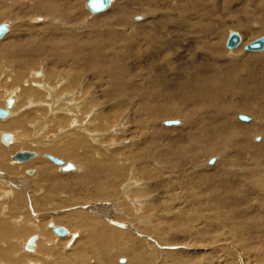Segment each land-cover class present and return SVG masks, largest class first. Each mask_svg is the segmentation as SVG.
<instances>
[{"label": "rangeland", "instance_id": "obj_1", "mask_svg": "<svg viewBox=\"0 0 264 264\" xmlns=\"http://www.w3.org/2000/svg\"><path fill=\"white\" fill-rule=\"evenodd\" d=\"M0 1H4L6 5H2L0 10H2V13H7L8 16V18L3 19L4 21L1 20L0 24L5 23L9 27V36H5L3 40L0 41V104L2 105L5 102L7 96H9L7 93L9 94L10 90L11 92L16 90L13 89L12 86L19 85V89L16 92L17 97L20 95L19 105H21V107L19 110L25 106H31L32 108L25 107V111L26 113H30L29 116H33H31V120H27L24 128L22 127L21 129H16L17 131H1L2 129H0V132L5 133L16 132L20 139L19 145L24 144L25 147H27L22 149L19 146H16L14 150L11 149L13 151H11L10 154L7 151L3 152L0 150V152H2V156L0 158H2L3 164L6 166L10 165L12 168L14 167V173L11 175L16 178L24 179L21 180L22 182L25 181L23 183L17 184L19 187H21L20 185H23L22 188L14 185L10 186L11 188L9 187V190L11 191L21 192L24 198V201H22L24 202L22 210L15 209L16 199H13V197H4L5 193L9 190H6V186L4 187V184L2 183L4 180H6V175H2V173H0V228H4L5 226L6 229L8 226L9 230H13L12 233H18L15 235L16 238L9 234L10 238L2 239V241H0L1 243L6 242L7 244L6 247L5 244L0 243L1 264H56V255L58 252H62V254L67 256L69 254H73L75 247H77L76 243H80L82 239L84 240V238H86V233H83L81 230L74 231L71 229V227L64 226V223H58L57 220L69 216L74 217L78 212L82 213L84 211V213L92 217L94 221H97L95 224L100 226V232H103L102 230L105 226L102 227V224L104 223L108 228L110 227L109 229H112V232H115V230L117 233L125 232L127 235H130L133 240L137 239V241H140L142 245L147 246L146 250L149 253L151 252L153 255V261H151V263L153 262L152 264H264V223H259L256 228L254 227V230H252L253 232L251 230H244L239 234H234V231L232 232L231 229V232L229 229L228 232L227 228H225L221 223L219 224V222L211 220L210 225L207 223V218L215 219V214L213 216V213L215 212L212 213L209 211V208H207L208 194L207 188L204 186L206 183L203 181L212 177L214 178L216 173L220 172L224 165L227 164L226 162L229 161L232 164H236L239 156L234 153L240 151V147H237L230 153L212 154L210 157H208L209 155H206V157L203 156L205 154H201L199 159L200 163H197V161L195 162L193 155L187 154L184 156V158H187L185 160L188 165L185 164L187 165L185 166L181 163L179 164L180 168L177 165L174 166V168L172 167L168 169V167L165 165V162L163 161L165 159L156 160L155 163L151 165L156 166L157 168L155 169L160 171L157 184L154 182V180H150V178H148L149 176L145 174L144 170L142 171L143 161L138 162L135 160V156H132L133 154L136 155L135 152L140 150H143L144 152L150 150V148L153 147L154 141H156V135L159 134V131L169 132L170 130H173L174 132H169V137L173 139L172 141H177L181 132H192L186 128L187 120L184 117L181 118L168 116V120L167 118H160L161 116L158 115V117L156 116V114H158L157 111L161 109H172L175 108L176 105L174 103H169L168 100L162 98V93L165 92L153 90L151 85L153 83L155 89L157 78L155 77L154 73H151L150 71L151 67L149 66L151 64L152 57H150L147 53L148 50L153 48V53H158L160 55L159 56L157 54V56L160 58L159 60L161 65L164 62H168L173 64L174 69L188 68L192 71L193 68H196L193 66L194 64H192L195 60L200 64L201 62L209 60V55L211 54L204 48V45L219 48L221 51L219 64L223 65H227L228 62L235 60H237V62L239 60L241 65L243 64L242 60L248 56H263L264 52L252 53L247 52L244 49L247 44L264 36V28L263 24H261L263 23L262 17L259 13L260 9L258 10V6H260L262 3L260 0H197L201 3L202 7L183 8L184 10H179L178 4L173 0H131L128 5H125L126 9L124 8L126 10L124 12L126 24L121 26H118L117 24L114 26L112 25V22L116 18V14H114L112 11L121 7L124 0H114V3L106 12L98 15H92L91 12L86 9V0L79 1L82 3L77 8L75 5L74 7L72 4L68 5L66 0H61L60 5H58L61 11L58 12V16L55 15V17L54 15L51 17L45 13L37 14L35 11H33L31 9L33 7V3H28L33 2V0H21L24 5L16 10L9 8L10 6H8V4H10V2L8 1L10 0ZM36 1L38 3L41 0ZM193 1L195 0H186V5L188 6L189 4H192ZM215 3L217 6H215ZM62 5L65 6L62 7ZM39 7L43 10V3H40ZM27 12L29 13L27 14ZM152 12H154L156 15L154 16ZM21 14L24 16L22 17ZM203 14L205 15L207 23H201L200 21ZM58 18L62 19L61 24L55 23ZM135 18H140V20L136 21ZM243 22L247 23L246 25H248V35H245V33L242 31L235 30V24ZM96 23L97 25H95ZM110 29L111 34L113 35L110 34ZM153 30H159V32H157V34L154 32L152 33ZM233 32L240 34L242 43L239 45L240 47L238 49L230 51L226 48L225 44L229 38V35ZM108 37L112 39L110 40ZM149 40H157L158 49H156L153 45H149ZM10 43H15L16 45L18 44V47L21 48L27 46L29 50H44L45 53L41 54L42 56L38 55L36 57V55H33L29 56L30 58L28 57V59H18L21 64H17L6 58L5 52L2 50ZM168 43L170 44L168 45ZM105 44L111 46V48L106 47V50L103 53L105 57L107 56L106 58L108 61H103V59H100L99 56H96L94 57L95 63L104 62V64H108L105 66L104 70H111L113 69L114 62L119 61L111 55L112 49H114V52H116L115 55L117 54L118 56L121 54V56H125L127 58L125 60V65H127L126 67L130 71L125 75V77L123 76V81L128 84V90L124 89L123 91L122 89L119 91L120 93L118 90L112 91L110 86H108V82L106 83L107 79L104 81V85H100V81L103 82V80L98 77L97 74L99 73L95 72L93 69L86 70L85 67H87V65H85V63L87 62L86 60H83V58L78 61L79 54L76 51H79L82 55L87 57L86 55H89L95 51L96 46H101L104 48ZM173 44L176 46L173 47ZM52 45L54 46L52 47ZM57 50L59 51V54L56 53ZM2 53L5 55L4 58H1ZM73 53L76 56H74ZM45 55L47 57H44ZM44 60L47 61L45 62ZM211 61L212 60L210 58V63ZM30 62L31 65L29 64ZM19 69L25 70L26 76L31 74L29 72L33 70H35V72L37 71L36 73L38 75L41 74V77L34 78V80L31 74L30 82L25 83L23 85L24 87L32 86L34 89L37 87L38 91L39 85H41V87L44 85L46 90L43 87V90L41 89L43 92L40 90L41 94L34 93V95L32 94L30 97H23L20 91L22 88L20 87L24 80L26 81V79L17 74ZM42 69L45 72L44 74L41 73ZM222 69L224 70L225 77L230 75L229 72L226 71L225 67H222ZM250 70L253 73L254 78L261 84V86H263L264 89V64H260L259 62L253 63ZM233 72V79L235 80L242 79L246 75L240 66L239 68L236 67ZM15 73L17 78L15 76L14 79ZM40 81L41 83H39ZM232 87L233 85L226 88L225 91L226 107L230 113L233 112V105L237 102V98L234 96L235 92L233 91ZM235 87L240 88L239 83ZM45 94H49V96L47 95L48 97L45 98ZM58 99H60L59 101L67 99L63 102L69 103L58 104ZM71 99L73 102H71ZM146 103L148 104L146 105ZM261 103L258 104V107H262L261 112L264 116V105H261ZM27 104L29 106H27ZM141 108L144 110H141ZM52 109L56 112H52ZM190 109H192V107L189 105V109L187 108V110H182H185V113L188 114L191 111ZM197 111L198 121L203 120L205 117V110L203 112L197 109ZM237 111V113H234L236 116L233 115L234 123L245 126H250L256 123L252 114L247 112L243 113L238 109ZM90 112L92 113L89 114ZM18 113L19 112H16L15 115L17 116ZM238 115H245L253 120L252 122L254 123L251 122L249 124L241 122L240 120H236ZM59 117H61L62 120L65 119L63 120L66 121V123H64L65 125H61L62 122H60L61 120ZM17 118L18 117L15 119L16 122L19 120V118L18 120ZM173 118H175V120H173ZM166 120L180 121L182 125L170 128L165 127L162 122H165ZM263 122L264 118L261 123L262 127L264 128ZM75 133H78L79 135L82 133L85 135L83 137H85L84 140L86 143V150H91V157L88 156L91 163L94 164V162H96L95 164L100 166L107 159L106 161L111 164L110 166H114L119 170L121 169L123 172L124 179H122V177L119 180L120 183L117 182L115 185V189L117 190H114L113 194L115 195H112L113 197L101 199V197L97 195L99 191L94 188V186L89 187L85 189L87 192L85 190L83 191L85 197L91 194V199L89 200L90 202H86L87 205L81 204L83 207H78V205L72 204V200L76 202L77 200L85 198L83 195H80L82 193H80L78 188L72 191H67L63 190L61 186L62 184L47 186L48 184L44 183V181L41 184L38 181V179H41L39 168L41 169L42 167L45 172L47 171L48 174L51 173L53 178H67L74 175H79H70V173L67 174L66 172H59L60 168L56 167V165L50 160H47V156L46 158H42L43 154L56 157L58 154L52 153L51 151L59 148L60 146L67 147L64 144L70 145V143H73L75 138L73 136L76 135ZM256 137L261 138L260 143L254 142ZM162 139L163 138L157 140V143H155L156 146L154 145V147H161L162 149L168 148V141ZM59 142H61V144ZM32 143L37 147L32 146ZM250 144L256 146L264 145V136L261 134L253 135L250 138ZM76 146L77 147L74 148V151L77 155L64 153L63 156L61 155L63 152H59L60 155L58 157H60V159L64 160L65 162H71L77 165H81V163L84 164L83 159L85 154L82 155L84 149L80 148L79 150L77 144ZM135 146H137V148H135ZM0 148L4 147H2L0 144ZM4 149L8 151L10 150L7 148ZM46 150H50V154H48ZM18 152L37 153L41 157L37 158L39 160L34 159L27 163L15 164L16 162H13L11 157ZM98 153H100V156H98ZM245 153L243 152L241 155L244 165H233L231 168L232 170L230 169L229 173L236 177L238 183L241 182L245 184V181H247L246 176L249 172L253 171L255 177L257 176L256 179L259 186L258 191L260 193L257 192V194L250 196L251 198L248 197L242 200V202L245 203L243 205L244 209L249 210L247 211L248 213H252H250L247 217L248 220L243 223L245 225H252L253 222H256L259 217L262 218L264 216L262 215V212L264 213V164H260L261 166H256L253 159V153L251 151H247V153ZM189 158L191 160H189ZM211 158H217V162L214 166L208 165V160ZM35 161L40 163L39 167L36 166ZM192 161H194L195 164H192L194 163ZM102 166L100 167L102 168ZM17 167L19 168L17 169ZM81 167L84 168L85 166L81 165ZM254 169L256 170L255 172ZM28 171H33L35 174L37 173L38 179L33 178L34 175L28 176ZM101 171L104 172L102 173ZM98 174L102 176L100 178L101 181L99 184L105 186L109 174L106 176L105 170L103 169L100 170V173ZM124 174L126 176H124ZM204 174L205 177L202 178ZM51 175H49V178ZM12 176L10 177L12 178ZM111 181L114 182V178L111 179ZM131 182L134 184L131 186L132 188L130 187V192L125 193L127 189L126 186ZM137 183L146 187V190L148 189L147 191L150 194H145L143 192L144 190H141L140 185L135 186ZM154 185L156 186L157 192L154 191ZM50 188L56 192L52 200L46 203L43 210L36 211L37 209L34 205V199L36 198L38 199V202H41V199L48 198L52 193L50 192ZM25 189H28V191ZM141 191L143 193L139 194ZM188 192L193 193V195L198 196L197 198H200L197 199L198 202L201 201L200 205L199 203L197 205L199 207L193 203L195 196H193V198L190 200H188L189 198L185 199L186 194H190ZM74 193L79 195H73ZM93 193L96 195L94 196ZM74 196L76 199L73 198ZM95 197H97V199ZM238 200H241V198L238 197ZM151 201L153 203H151ZM107 206L116 207V209L120 212L117 211L116 214L111 213L109 216L111 219H107L108 215L106 214H108V211H97L96 214L91 211V209L95 210V208L102 207L107 208ZM196 207L198 208L199 213H195L197 212ZM5 208L6 210H3ZM194 216L200 217V219H198L199 222L198 220L194 222L192 221ZM20 221L21 224H17L18 226L20 225L19 227L13 224L14 222ZM47 221H49L48 223H54L57 226H62L68 229L71 233H79V236H77L78 238H76L74 242H72V238L67 239L71 240L69 241V243L72 242L70 245H68L69 243L60 244L59 240H61L63 237H57L51 229L48 230V232ZM98 222H100V224H98ZM36 226H40L42 228L44 231V238L40 236L38 232H34V228H36ZM133 227L135 230H138L139 237L137 231L132 229ZM24 229L28 230L27 233H24ZM81 233L84 235L82 236ZM125 233L121 234L125 235ZM35 235L38 237V241L36 242V250L33 253H24L25 250L20 244L26 243L29 238ZM48 235H52V238L49 240V242L48 240L45 241V238H47ZM99 237H101V234L96 233V240L93 239V241H90L89 245L92 247H88V251L91 253L89 259L90 264H97V261H95L96 258H94L95 249L97 248L96 246H98L100 250L106 252L109 257L110 254H113V256L111 255V258H113V264H122L119 262L121 259L126 260L125 264L128 262L131 264V259L128 258V256H124V254L121 255L118 251L120 247L122 248L121 243L118 246H115L114 243L103 245L100 242L103 240V237ZM124 238L127 237L124 236ZM63 239H65V237ZM244 241H247L246 246L241 247L240 244H243ZM48 243H51L52 247L50 246L49 248ZM56 246H58L59 249L56 248ZM8 252H12V254L8 256L9 260L2 257L3 254ZM164 254H171L175 256L176 258L174 257L173 259L175 262L173 260H170V262L167 261Z\"/></svg>", "mask_w": 264, "mask_h": 264}, {"label": "bare ground", "instance_id": "obj_2", "mask_svg": "<svg viewBox=\"0 0 264 264\" xmlns=\"http://www.w3.org/2000/svg\"><path fill=\"white\" fill-rule=\"evenodd\" d=\"M27 1H29V0H27ZM30 1H32V0H30ZM60 1L61 0H41L40 2L37 3L36 0H33V2H28V3H33L32 4L33 7L31 9L33 11H35L37 14L38 13H45V14L50 15L51 17L53 15L55 17V15L58 16V14H59L58 12L61 11L60 7L58 6V5H60ZM79 1H82V0H66V2L68 3V5H71L72 4L73 7L75 5L76 8L79 5H81V3H82V2H79ZM130 1L131 0H124L123 5L121 7H119L118 9L116 8V9H114L112 11L114 14H116V18L112 22V25L113 26L116 25V24L118 26H121V25L126 24V18L124 16V12L126 11L125 10L126 9L125 8V5H128V3ZM173 1L178 4V9L179 10H181L183 8L202 7L201 6V3L198 2L197 0L193 1L192 4H189L188 3L189 4L188 6L186 5V0H173ZM260 1L262 3L260 4V6H258V10L260 9V12L259 13L261 15L260 14L259 15L262 17V22L263 23H261V24H263V28H264V0H260ZM8 2H10V4H8V6H10L9 8L12 9V10H16L18 8H21L24 5V3L21 0H12V1L10 0ZM87 2L88 1L86 0L85 6H86ZM40 3H43V5H44V9L43 10L40 8L41 6L39 7V4ZM113 3H114V0H112L110 6H108V8L106 10H104L103 12H100L98 14H101V13L106 12L112 6ZM2 5L3 6H6L4 1H0V9L2 8ZM146 5H148V4H146ZM63 6H65V5H62V7ZM215 6H217L216 3H215ZM62 9H64V8H62ZM86 9H87V7H86ZM0 11H1V13H0V21L3 20V19L8 18L7 13H4V12L2 13V10H0ZM18 11H20V10H18ZM23 11H25V10H23ZM154 12H152V13L155 16L156 14ZM28 13L29 12H27V14ZM91 14L92 15H98V14H93V13H91ZM19 15H20V13H19ZM21 16L23 17L24 15L21 14ZM9 18H10V16H9ZM20 20H21V18H20ZM61 20L62 19L58 18L56 21L55 20L54 21H55V23H60L61 24ZM135 20L136 21H139L140 18H135ZM94 21H96V20H94ZM200 21H201V23H205L206 22V19H205V15L204 14L201 16V20ZM246 24L247 23H244V22L243 23H236L235 26H234L236 28L235 30L242 31L243 33H245V35H248L247 34L248 33L247 26L248 25H246ZM95 25H97V23ZM181 25H182V23H181ZM6 26L8 28V32L2 37L1 40H3V38L5 36H7L8 33H9V27H8V25H6ZM110 27H112V26H110ZM109 31H110V34H111V29ZM210 31H212V30H210ZM153 32L157 34V32H159V30L158 31H154L153 30L152 33ZM111 35H113V34H111ZM108 39H110V38L108 37ZM146 41H148V40H146ZM148 43H149V45H153L156 49H158L157 48V40H149ZM226 43H227V41H226ZM241 43H242V39H241ZM169 44L170 43H168V45ZM53 46L54 45H52V47ZM174 46H176V45L173 44V47ZM106 47L107 48H111V46H108V44H105L104 48L101 47V46H96L95 51H93L89 55H86L87 57H85V55H82L79 51H76L79 54L78 55L79 56L78 61H80L83 58V60H86V62H87V63H85V65H87V67H85L86 70L93 69L95 72L99 73V74H97L98 77H100L103 80V82L100 81V85H102V84L104 85V81H106V79H107L106 83L108 82V86H110V88L112 89V91L113 90H118V92H119L122 89H123V91H124V89H127L128 90V88H129L128 84L123 81V76L125 77V75L130 71L129 69H127V67H126L127 65H125V63H126L125 60L127 59L125 56H121V54L118 55V56H117V54L115 55L116 52H114V49H112L111 55L113 57H115V59H117L119 61L118 62H114L113 69H111V70H104L105 66L108 65V64H104V62L103 63H95L94 57H96V56H99V58L100 59H103V61H108V59L106 58L107 56L105 57L103 55L104 51L106 50ZM166 47H168V46H166ZM239 47H237V48H235L233 50H236ZM180 48H182V47H180ZM204 48L211 54V55H209V60L208 61L201 62V64L198 63L196 60L195 61L193 60L194 63H192V64H194L193 66L196 67V68H193V71L191 69L189 70L188 68L174 69L173 68V64L168 63V62H164L161 65L160 60H159L160 58L157 56L158 53L154 54L153 51H152L153 48H150V49L148 48L149 50H148L147 53L149 54L150 57H152L151 58V64L149 66V67H151L150 68L151 69L150 71H151V73H154L155 77L157 78L156 83L154 82L155 85H156L155 89H154L153 83H152L151 86H152L153 90H155V91L156 90H160V91L165 92V93H162V96H163L162 98L168 100L169 103H174L176 105V107L175 108H172V109H161V110L157 111L158 114L155 113L156 116L158 115V116H161L160 118H167L168 120H169L168 116H170V117H181V118L184 117L187 120L186 121V128L188 130H191L192 132H189V131H188L189 133L188 132L185 133L186 131L185 132H181L180 135H179L178 140L177 141H172L173 139L169 137V134H170L169 132H171L173 130H170L169 132H165V131H162L161 132V131H159V134L156 135V137H157L156 138V141L159 140L160 138H163L162 140H167L168 143H169V147L168 148L162 149L161 147H154L155 143H157L156 141H154L153 147H151L150 150H147L146 152H144L143 150H140L138 152H135L136 155H134L132 153L133 154L132 156L133 157L135 156V160L138 161V162H140V161L142 162L143 161L142 171L144 170L145 174H147L149 176L148 178H150V180H154V182H156V184H157L160 171H158L157 169H155V168H157L156 166H152L151 165V164L155 163L156 160H163V159H165L163 161L165 162L166 167H168V169H169V168H172V167L174 168V166H177V165L179 166V164H181V163L183 165L187 164V162L185 160L187 158H184V156L187 155V154L193 155L194 158H195V162L197 161V163H200L199 159H200V155L201 154H205L203 156L209 155L208 157H210V155H212V154L228 153V152L230 153L231 151L235 150L237 147H240L239 148L240 151H237V152L234 153V154H236V155L239 156L238 159H237V163L236 164L235 163L232 164L229 161L226 162L227 164L224 165V167L221 169L220 172L216 173V175H215L214 178L212 177L210 179H206V180L203 181V182L206 183L204 186L207 188V194H208V197H207L208 207L207 208H209V211H211L212 213L215 212V213H213V216L215 214V216H214L215 219L207 218V223L210 225L211 224V220H213L215 222H219V224L221 223L225 228H227V231L228 232L231 229L232 232L234 231V234H239V233H242V231H244V230H249V231L251 230L252 231V230H254V227L256 228V226L259 223H264V218H263L264 216H263L262 218L259 217L256 222H253L252 225H255V226H252L251 224H247V225L244 224L246 222V220H248L247 217L249 216V214L251 212L248 213L247 211H249V210L244 209L243 205L245 203L242 202V200L245 199V198H248V197H250V196H252L254 194H257V192H259L258 191L259 186L257 184V179H256L257 176L255 177V175L253 174V171L249 172L247 174V176H246L247 181H245L246 182V184H245V183H241V182L238 183L237 180H236V177L234 175L232 176L229 173V170L233 167V165H239V166L244 165V162H242L241 155L243 154V152L245 153V151H246V153H247V151L248 152L251 151L253 153V159H254V163H255L256 166H258L260 164H264V145H262V146H256V145H251L250 144V138L253 135H260L261 134L262 136H264V128L262 127V124H261L262 121H263L264 116L262 115V112H261V108L262 107L261 108L258 107V104L261 103V102H262L261 105H264V89H263V86H261V84L254 78V75H253V73L250 70L251 65L253 63L259 62L260 64H264V55L263 56H260L259 55L257 57H249L248 56L247 58H245L244 60H242L243 64H241V65L239 63V60H238V62H237V60H235V61L228 62L227 65L224 64L225 65L224 66L223 64H219L220 55H221V51L219 50V48H217V47H209V46H205V45H204ZM170 49H171V47H170ZM2 50H4L6 56L3 55V53H2L1 58L2 57L4 58V56H5L6 58L10 59L11 62H14V63H17V64H21L19 60L28 59L29 56L36 55V57H37L38 55H41V54L45 53L44 50H29V48H27V46L26 47L24 46V47L21 48V47H18V44L16 45L15 43H10V44L6 45ZM233 50H230V51H233ZM263 52H264V50L262 52H257V53H263ZM56 53L59 54V51L57 50ZM46 55H47V53H46ZM46 55L44 57H47ZM74 56H76V55L74 54ZM196 58H198V57H196ZM210 58L212 60L211 63H210ZM22 64H23V62H22ZM29 64L31 65V62ZM102 64H103V66H102ZM239 66H240V68H242L244 70V72L246 73V75L242 79L235 80V79H233V76H234L233 70L236 67L239 68ZM222 67H225L226 71L229 72V74H230L229 76H227V77L224 76V70L222 69ZM26 68H27V66H26ZM35 68H36V65H35ZM118 71H119V73H118ZM36 72H35V70L29 72V73L32 74L33 80H34V78L41 77V74L38 75ZM41 73H43V74L45 73L43 69H42ZM86 73H88V72H86ZM175 73H180V74H175ZM17 74L21 75L22 78H25L26 81H28V82H26L24 80V82L21 84V87H20V88H22V90L20 89V91H21V95L23 97L24 96L30 97L32 94L34 95V93H36V94L37 93H40L41 94L40 90L41 89L43 90L44 85H43V87H41V85H39V90L38 91H37V87L34 89L32 86L31 87L30 86H27V87H24L23 86L25 83H29L30 82V75L31 74H28L26 76L25 70H23V69H19L18 72H17ZM15 76L17 78L16 73L14 75V79H15ZM263 81H264V74H263ZM36 83H38V82H36ZM39 83H41V81ZM128 83H130V82H128ZM238 83H239V87L240 88L235 87ZM131 85H132V83H131ZM232 85H233L232 89L235 92L234 96L237 98V102L234 103L233 108H232L233 109V112L230 113L229 110H228V108L226 107V102H225V94L226 93H225V91H226V88H228V87H230ZM12 87H13V89H16V90L13 91V92H11V90H10V93L9 94L7 93V95H9V96H7L5 102L3 101L4 103L2 105L0 104V109L8 110V113H9L7 118L0 119V129H2L1 131H5V130H8V131L9 130H16V129H21L22 127L24 128L27 120H29V119L31 120V116L32 115L29 116L30 113H26V111H25V107L26 106L25 107L22 106L23 108H21L19 110V108L21 107V105H19L20 95H18L19 97H17V95H16V92L19 89V85L18 86L13 85ZM44 89H45V87H44ZM7 92H9V91H7ZM47 95L49 96V94H45V98L48 97ZM9 100H13V105L11 107L8 106V101ZM59 100L60 99H58V102H57L58 104L59 103H62V104L63 103H69V102H63V101H66L67 99L62 100V101H59ZM160 101H159V103H160ZM71 102H73L72 99H71ZM28 104H30V103H28ZM28 104H27V106H29ZM147 104L148 103H146V105ZM154 104H155V102H154ZM189 105L192 107V109H190L191 111L189 110L190 112L188 114H186L185 113V110L183 111L182 109H186V110H187V108L189 109ZM29 107H31V106H29ZM29 107H26V108H29ZM148 107H149V105H148ZM179 108H180V110H179ZM196 108L198 110H200V111H203V112L205 110V117H204L203 120L198 121V119H197L198 111H197ZM237 109L240 110L243 113L247 112V113L252 114L254 116V118H255V122L256 123L253 124V125H250V126L239 125L238 123L237 124L234 123L233 122V115L236 116V114H234V113H237L238 112ZM141 110H144V109L141 108ZM16 112H19L17 114V116L15 115ZM52 112H56V111L52 109ZM91 113L92 112H90L89 114H91ZM16 117L19 118V120L17 118V120H18L17 122L15 120ZM59 118L61 120L60 122L63 123V124L61 123V125L62 126L65 125L64 123H66V121H63L65 119L62 120L61 117H59ZM148 118H149V116H148ZM168 120H166V121H168ZM173 120H175V118H173ZM236 120H239V115L237 116V119ZM73 121H74V119H73ZM73 121H71V122H73ZM252 121L253 120L250 119L249 122H244V123H249L250 124ZM165 122L163 121L162 124L165 127H169V126H166L165 125ZM177 122H179L178 125H176V126H170V127H178V126H181L182 125L180 121H177ZM252 123H254V122H252ZM263 124H264V122H263ZM72 125H73V123H72ZM77 129H78V127H77ZM4 133L5 132H0V144H1L2 147L7 148V149H10V150L8 151V150H5L4 148H0L1 151H3V152H6L7 151L10 154V152L13 151L16 146H19L22 149L27 148V147H25L24 144L23 145H19L20 144V139H19V136H18V134L16 132H9V134L12 137V140H11V143L9 144V146H5L1 142V136ZM82 133H80V135L78 133H75L76 135L73 136V137H75L74 140H73V143H70V145L64 144L67 147L60 146L59 148H56L53 151H51L52 153L58 154L56 156V158H57L60 155L59 152H63V153H61V155H63V156H64V153L75 155L76 152L74 151V148L77 147L76 144L78 145L79 150H80V148L84 149L83 152H85V153L82 152V155L85 154L84 155V159H83L84 164H82L80 161L79 162L81 163L82 166H85L84 167L85 169L83 167H81V165H77V164L71 163V162H65L64 160L60 159V157H58V159L62 160L64 162V165L63 166H57L56 165V167L60 168L59 169V172L60 171L61 172H66L67 174L70 173V175L71 174H79V175H74V176L67 177V178H58V177L53 178V176L51 175V173L48 174V172L47 171L45 172L44 169H42L43 168L42 167L41 168L42 171L39 168L41 179H38L37 173L35 174V172H34V174H32L30 176H33L34 175L33 178L38 179V181L40 182V184L44 181V183H47L48 184L47 186H55V184H62L61 186H62L63 190H67V191H72V190H75L76 188H78V190L80 191V193H82L80 195L81 196L83 195V197H85L83 190H85L86 188H89V187H93V186H94V188H96L99 191V192L98 191H95V192H98L97 195L100 196L101 199L102 198H106V197H108V198L113 197L112 195H115V194H113L114 193V190L115 191L117 190V189H115L116 188L115 185L123 177V172L121 171V169L119 170L118 168L116 169L114 166H110L111 164H109L108 161H106L107 159L102 164L103 166L100 165V166H102V168L100 166L96 165L95 164L96 162H94V164L91 163L90 162V159L88 157L91 154V150H89V149L86 150V147H85V144L86 143H85V140H84L85 137H83L85 135H83ZM75 141H76V143H75ZM254 142H257V137L254 139ZM260 142H261V138H259V141L257 143H260ZM54 143H55V141H54ZM59 143L61 144V142H59ZM32 146L37 147L35 144H33ZM88 148H90V147H88ZM135 148H137V146H135ZM11 149H13V150H11ZM68 150H72V151H68ZM46 152L48 154H50L49 153L50 150L49 151L46 150ZM96 154H97V152H96ZM1 156H2V152H0V157ZM46 156H50V155L43 154L42 158H46ZM98 156H100V153H98ZM39 157H41V156H39L37 153H34V157L31 160H34V159L35 160H39V159H37ZM161 157H162V159H161ZM67 159H68V157H67ZM11 160L13 162H16L15 164H17V163L18 164L19 163H27V162L31 161V160H29V161H26V162H20V161H14L13 159H11ZM47 160H49V159L47 158ZM85 160H87V161H85ZM189 160H191V159L189 158ZM35 162H36V166L39 167L40 166V163L38 161H35ZM192 162H194V161H192ZM195 162L192 163V164H195ZM208 162H209V160H208ZM216 162H217V160H216ZM68 163L73 164L74 169L71 170V171H64L63 170V167L65 165H67ZM80 163H78V164H80ZM160 163H161V161H160ZM215 163L213 164V166L215 165ZM97 164H99V163H97ZM3 165L4 164L2 162V158H0V173H2V175H6V180H4V182H2L4 184V187L6 186L5 187L6 190H9V187L12 186V185L19 187L17 185L18 183L20 184V183L25 182V181H23V182L21 181V180H24L22 178H16V177H13L12 176L13 173H14L13 172V170H14L13 168L14 167L12 168V167H10V165H7V166L6 165L3 166ZM11 165H13V164H11ZM154 165H156V164H154ZM187 165H185V166H187ZM41 166H43V165H41ZM209 166H211V165H209ZM18 168L19 167H17V169ZM179 168H180V166H179ZM102 169L105 170V175L106 176L109 174L108 177H107L105 186H102V185L99 184L100 181H101L100 178L102 176L100 174H98V173H100V170H102ZM255 171L256 170L254 169V172ZM19 172H21V171H19ZM29 172L30 171H28L27 174ZM101 172L103 173L104 171H101ZM7 173H8V175H7ZM49 175H51L50 178H49ZM206 175H207V173H206ZM10 176H12V178ZM28 176H29V174H28ZM124 176H126V175L124 174ZM144 177H145V175H144ZM204 177H205V174L203 175L202 178H204ZM113 178H114V182L111 181V179H113ZM122 179H124V177ZM132 182H133V180H132ZM132 182L126 186L127 189H126L125 193L130 192L129 191V190H131L130 187L135 183V181H134L133 184H132ZM138 185L141 186V184H138V183L135 186H138ZM20 186L21 187H19V188H22L23 185H20ZM198 186L201 187L200 185H198ZM143 187L144 186H141L140 187L141 190L142 191L144 190L143 192L145 194H150L147 191L148 189L146 190V187H144V188ZM160 188H161V186H160ZM124 189H123V192H124ZM139 189H136V190H139ZM25 190L28 191V189H25ZM200 190H201V188H200ZM142 191L139 194H142L143 193ZM154 191H156V186H155V190ZM17 192L18 191H11V190H9L8 192L5 193L4 197H8V198H12L13 197V199H16V201H15V203H16L15 204V209L22 210V206H23V203H24L22 201H24V198H23V195L21 194V192H18V193ZM50 192H52V193L49 195V197L46 198V199L45 198L44 199H41V202H38V199H36V198L34 199L35 200L34 205H35V207H36L37 210L35 208L34 209L36 211L43 210L45 208L46 203H48L49 201L52 200V198H53V196L55 195L56 192L53 191V190H51V188H50ZM159 192H160V190H159ZM125 193H123V194H125ZM188 193H190V192H188ZM27 194H28V192H27ZM155 194H157V193H155ZM73 195H79V194H75L74 193ZM95 195L96 194H94V196ZM87 196L85 198H83V199L77 200L76 202H74L72 200V204L73 205H78V207H83V205H81V204H86V202H88L91 199V194L90 195H87ZM94 196H93V198H94ZM193 196H195L194 202H193L194 205L197 206L198 203L200 205V202L201 201H199V202L197 201V199H200V198H197L198 196L193 195V193L186 194L185 199L186 198L187 199L189 198L188 200H190V199L193 198ZM238 197H240L241 200H238ZM73 198L76 199L75 196ZM95 198L97 199V197H95ZM108 200H110V199H108ZM129 201H130V199H129ZM151 203H153V202L151 201ZM197 207H199V206H197ZM197 207H196V211L197 212H195V213H199V210H198ZM3 210H6V208L3 209ZM81 211H83V210H81ZM91 211H93L94 214H96L97 211H99V212H102V211H105L106 212V211H108V214H106V215H108L107 219H111V218H109L110 214L111 213H113V214L115 213L116 214V212L119 211V210H117L116 207L107 206V208L106 207L105 208H103V207L102 208H95V210L94 209H91ZM136 211H139V210H136ZM84 212H82V213L78 212L74 217L73 216H69V217H64V218H61V219H58L57 220L58 223H60V224H63L64 223V226L71 227V229L74 230V231L81 230L83 233H86V238H84V240L82 239V241L80 243H76L77 247L74 246L75 249H74V253L73 254H71V255L69 254L67 256V255L62 254V252H58L57 255H56V262H57L56 264H90L89 263V259H90L91 253L88 251V247H90V245H89L90 244V241L91 240L93 241V239L96 238V233H100L101 234V237H103V240L100 241L103 245L104 244H112V243H114L115 246H118L121 243L122 248L120 247V249H118V251H119V253L121 255L124 254V256H128V258H130L131 261H132L131 264H150L151 261H153L152 260L153 255L151 254V252L149 253L146 250V247L147 246L142 245L140 243V241H137V239H135L136 241L133 240L132 237L130 235H127L125 232H121V233H125V235L124 234H121V233H117L116 230H115V232L114 231L112 232V229H109L110 227L108 228L104 223H103L104 225L102 224V227L105 226L103 228V230H102L103 232H100V230H101L100 229V226H98L97 224H95V223H97V221L96 220L94 221V219H92V217H90L89 215H87ZM255 215H257V214H255ZM262 215H264L263 212H262ZM199 216H194L192 218L193 219L192 221L194 222V221H197L198 219H200ZM45 217H44V219H45ZM109 221H112V220H109ZM48 222L49 221H47V223ZM198 222H199V220H198ZM18 223L21 224V221L20 222H14L13 224L16 226ZM49 224L50 223H48V227H47L48 229H47V231L50 230V229L53 231L52 228H49ZM98 224H100V222H98ZM117 224H120V223H117ZM0 226H1V224H0ZM15 226H14V228H15ZM40 226H36V228H34L35 229L34 232L35 231L38 232V234L44 238V236H43L44 235L43 234L44 231L42 230V228ZM55 226H57V225H55ZM7 228H8V226H7ZM6 229H5V226H4V228H2V227L0 228V241H2V239H8V238H10L9 237V234L11 236H13L14 238H16L15 235L18 234V233H15V232L12 233L13 230L11 231V230H9V228H8L7 231H6ZM126 229H128V228H126ZM132 229H134V227ZM231 230H230V232H231ZM27 231L28 230L24 229V233H27ZM134 231H137V234H138V230H135L134 229ZM68 232H69V235L65 236V239H63L64 238L63 237V238H61V240H59L60 244H68L69 241H71V240H67V239L73 238L74 235L79 236V233H71L69 230H68ZM132 232H133V230H132ZM29 233H31V232H29ZM83 233H81L82 236L84 235ZM156 234L159 235L158 233H156ZM97 236H98V234H97ZM124 236H126L127 238H124ZM101 237H99V238H101ZM138 237H139V234H138ZM51 238H52V235L51 236L48 235V237L45 238V241L48 240V242H49V240ZM76 238H78V237H76ZM79 238H81V237H79ZM74 240L72 242H74ZM37 241H38V237H37L36 242ZM97 241H98V239H97ZM27 242L20 244L21 247L25 250L24 253H26V254L28 252L29 253H33L36 250V242H35V249L32 252L27 251L25 249ZM246 243H247V241H244L243 244H240V246L241 247H245L246 246ZM1 244H5L6 247H7L6 242H2ZM91 244H93V243H91ZM48 245H49V248H50V246L52 247V244L51 243H48ZM95 245H96V243H95ZM46 246H47V244H46ZM41 247H42V245H41ZM96 247L97 248L95 249V257L94 258H96L95 261H97V264H113L112 263L113 262V258H111V255L113 256V254H110L109 253L110 254V257H109V255H107L106 252L100 250L98 248V246H96ZM56 248H58V246H56ZM90 248H92V247H90ZM112 249H114V248H112ZM92 251H93V249H92ZM10 254H12V252L5 253V254L2 255V257L4 259L9 260L8 256ZM93 254H94V252H93ZM171 254L170 255H165L164 254L166 260L169 261V262H170V260H173L174 257H175V256H173ZM122 260H124V259H121L119 262L122 263V264H125L126 263V260L124 262H121ZM177 260H176V262H177ZM163 262H164V260H163ZM129 263L130 262H128L127 264H129ZM163 264H165V263H163ZM205 264H207V263H205Z\"/></svg>", "mask_w": 264, "mask_h": 264}, {"label": "water", "instance_id": "obj_3", "mask_svg": "<svg viewBox=\"0 0 264 264\" xmlns=\"http://www.w3.org/2000/svg\"><path fill=\"white\" fill-rule=\"evenodd\" d=\"M112 0H88L86 7L87 9L93 13V14H98L100 12H103L104 10H106L108 8V6H110ZM8 32V28L5 24H1L0 25V40L2 39V37ZM241 44V36L240 34L233 32L230 34L227 43H226V48L233 50L237 47H239V45ZM245 51L247 52H252V53H257V52H262L264 50V36L260 37L254 41H252L251 43L247 44L244 47ZM13 105V100H9L8 101V106L11 107ZM8 110H4V109H0V119H4L8 117ZM239 120L241 122H249L250 119L245 116V115H240L239 116ZM179 122L177 121H166L165 125L166 126H176L178 125ZM12 137L9 133H4L1 136V142L5 145V146H9V144L11 143ZM259 141V138H257V142ZM34 157V153L31 152H18L16 153L12 159L14 161H20V162H26L31 160ZM47 158L53 162L55 165L57 166H63L64 162L54 156H47ZM216 158H211L208 162L209 165H213L216 162ZM74 169L73 164L68 163L67 165H65L63 167L64 171H71ZM29 175L34 174L33 171H30L28 173ZM264 178V175H263ZM49 228L53 229V233L58 236V237H65L67 235H69V232L66 228L62 227V226H55V224L50 223L49 224ZM77 237V235H74L72 238V241ZM37 240V236H32L27 244L25 249L27 251H34L35 249V242ZM72 242H70L68 245H70ZM125 260H122L121 262H124ZM1 264V263H0Z\"/></svg>", "mask_w": 264, "mask_h": 264}, {"label": "snow or ice", "instance_id": "obj_4", "mask_svg": "<svg viewBox=\"0 0 264 264\" xmlns=\"http://www.w3.org/2000/svg\"><path fill=\"white\" fill-rule=\"evenodd\" d=\"M98 2H99V0H98Z\"/></svg>", "mask_w": 264, "mask_h": 264}]
</instances>
